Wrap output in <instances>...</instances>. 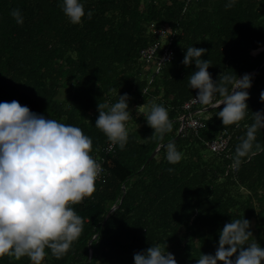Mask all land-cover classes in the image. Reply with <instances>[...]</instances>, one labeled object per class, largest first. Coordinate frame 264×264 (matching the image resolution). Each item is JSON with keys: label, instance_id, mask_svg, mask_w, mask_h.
I'll return each mask as SVG.
<instances>
[{"label": "trees", "instance_id": "obj_1", "mask_svg": "<svg viewBox=\"0 0 264 264\" xmlns=\"http://www.w3.org/2000/svg\"><path fill=\"white\" fill-rule=\"evenodd\" d=\"M62 2L0 0V103L15 100L80 127L103 170L92 196L73 206L83 219L80 237L61 259L46 249L42 264H134L135 253L165 243L177 264H197L201 254L215 253L223 226L243 218L264 248V152L232 167L252 113L264 112V0H236L232 8L225 7L228 0H80L85 16L78 25L65 17ZM13 9L21 11L22 25ZM152 25L167 27L173 52L154 75L152 62L140 58L155 41ZM191 46L207 50L202 59L211 61L213 81L222 72L252 76L248 114L238 125L223 126L216 116L223 106H202L205 128L179 131L182 105L197 95L188 85L195 64L182 63ZM118 94L130 98L128 142L106 152L109 142L95 127L98 103L114 104ZM152 103L167 109L173 128L145 141L153 129L136 109ZM223 129L231 133L227 152L211 153L205 142ZM256 141L264 145V129ZM170 142L183 154L175 165L166 160ZM0 264L30 261L5 256Z\"/></svg>", "mask_w": 264, "mask_h": 264}, {"label": "clouds", "instance_id": "obj_2", "mask_svg": "<svg viewBox=\"0 0 264 264\" xmlns=\"http://www.w3.org/2000/svg\"><path fill=\"white\" fill-rule=\"evenodd\" d=\"M235 3L228 0L225 7L232 8ZM61 9L73 25L80 24L85 16L80 0H63ZM10 15L18 25L23 24L19 9ZM92 15V11L87 12L89 19ZM206 51L188 47L182 61L185 67L195 64L196 71L188 77L189 87L197 92L194 102L205 110L223 106L216 113L223 126L238 125L248 114L252 76L222 72L213 81L208 71L211 61L202 59ZM129 99L124 94L114 104L98 103L95 127L110 147L119 146L120 150L125 149L129 137ZM260 102L264 103V91ZM146 108L144 104L136 109L145 112L147 125L153 129V135L144 140L162 139L173 128L167 109L156 103ZM252 116L253 122L246 126L235 149L233 168H238L244 158L264 152V145L256 141L257 132L264 129V112ZM164 147L168 163L175 165L182 160L183 154L174 143ZM92 150V139L80 127L46 119L15 100L0 103V257H27L30 264H42L46 249L56 259L68 253L83 230V219L73 206L92 196L102 171ZM165 249L166 243L152 244L134 254V264H177ZM197 264H264V248L253 238L250 221L232 219L219 232L215 253L201 254Z\"/></svg>", "mask_w": 264, "mask_h": 264}, {"label": "built area", "instance_id": "obj_3", "mask_svg": "<svg viewBox=\"0 0 264 264\" xmlns=\"http://www.w3.org/2000/svg\"><path fill=\"white\" fill-rule=\"evenodd\" d=\"M150 29L155 35V41L150 44V46L141 51L140 58L142 61H144V63L152 62V64L154 65V75L160 72L164 64L172 60L173 52L169 47L170 44L165 43L167 41L169 31L167 27L165 25H160L159 28H156L155 25H152ZM153 75L150 76V79H152ZM195 97L196 95L185 101L182 105V109L185 111V115H183L180 119V132L191 130L196 133L197 131L205 128V123L199 117L201 113L200 107H202V105L194 102ZM230 140L231 133L227 129H223L215 139L205 142V146L211 153L223 154L227 152ZM111 150H113V147H110V144H108L105 151L109 152ZM102 171L100 173V176L102 174ZM100 176L97 180L100 179Z\"/></svg>", "mask_w": 264, "mask_h": 264}, {"label": "water", "instance_id": "obj_4", "mask_svg": "<svg viewBox=\"0 0 264 264\" xmlns=\"http://www.w3.org/2000/svg\"><path fill=\"white\" fill-rule=\"evenodd\" d=\"M257 70H258V68L255 70V72H257ZM155 155H156V151L150 156V159L153 158ZM122 189H123V192H124V187H122Z\"/></svg>", "mask_w": 264, "mask_h": 264}, {"label": "rangeland", "instance_id": "obj_5", "mask_svg": "<svg viewBox=\"0 0 264 264\" xmlns=\"http://www.w3.org/2000/svg\"><path fill=\"white\" fill-rule=\"evenodd\" d=\"M260 50H262V49H260ZM256 53H257V51L252 52V54H256ZM200 116H202V113L200 114ZM204 116H205V114H204Z\"/></svg>", "mask_w": 264, "mask_h": 264}]
</instances>
